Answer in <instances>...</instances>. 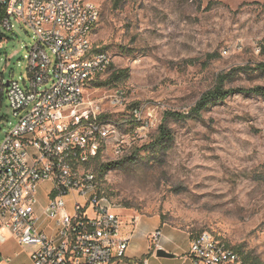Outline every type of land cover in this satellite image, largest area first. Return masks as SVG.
<instances>
[{
    "label": "rangeland",
    "instance_id": "obj_1",
    "mask_svg": "<svg viewBox=\"0 0 264 264\" xmlns=\"http://www.w3.org/2000/svg\"><path fill=\"white\" fill-rule=\"evenodd\" d=\"M92 1L101 12L93 47L113 56L103 78L125 73L86 96L101 100L124 87L131 104L154 119L147 140L121 144V151L113 143L92 162L110 205L125 216L160 215L194 234L209 231L264 264V96L238 92L193 111L220 74L228 76L225 88L264 86V0ZM11 21L13 30L0 24V147L29 109L16 116L2 89L11 80L29 82L25 54L35 42L31 27ZM105 105L109 113L124 111ZM168 111L186 117H166ZM160 125L171 134L162 143ZM112 162L120 164L100 176L98 164ZM50 188L39 184V213ZM6 234L5 256L33 264L37 246Z\"/></svg>",
    "mask_w": 264,
    "mask_h": 264
},
{
    "label": "built area",
    "instance_id": "obj_2",
    "mask_svg": "<svg viewBox=\"0 0 264 264\" xmlns=\"http://www.w3.org/2000/svg\"><path fill=\"white\" fill-rule=\"evenodd\" d=\"M12 16L34 30L35 42L25 54L29 82L11 80L2 89L16 116L29 109L0 147V245L9 231L17 243L37 246L33 264H112L126 256L130 239L120 235L122 216L100 194L91 164L113 143L121 151V144L147 140L153 116L145 118L123 87L101 100L86 96L113 65L109 51L93 48L101 16L94 1L0 0L8 30ZM105 104L124 111L109 113ZM44 181L51 182L50 201L39 213L36 192ZM190 257L194 264H244L209 231L193 237ZM13 262L0 247V264Z\"/></svg>",
    "mask_w": 264,
    "mask_h": 264
},
{
    "label": "crops",
    "instance_id": "obj_3",
    "mask_svg": "<svg viewBox=\"0 0 264 264\" xmlns=\"http://www.w3.org/2000/svg\"><path fill=\"white\" fill-rule=\"evenodd\" d=\"M120 214L123 219L120 235L129 238L130 242L126 256L112 264H194L190 257L194 232L168 224L160 215ZM157 230L161 235L154 240ZM159 249L172 256H159Z\"/></svg>",
    "mask_w": 264,
    "mask_h": 264
},
{
    "label": "trees",
    "instance_id": "obj_4",
    "mask_svg": "<svg viewBox=\"0 0 264 264\" xmlns=\"http://www.w3.org/2000/svg\"><path fill=\"white\" fill-rule=\"evenodd\" d=\"M93 48H94L95 51L103 50V49H96L95 47H93ZM112 67H113V65L110 67L109 71L112 69ZM262 67H264V64H262ZM124 73H125V71L114 70L106 80H104V78H103L104 76L98 75L96 78H94L91 81L89 87H101L103 85H108V84L114 83L116 81L121 80V78H122ZM227 78H228V76L225 73L220 74L218 76L216 86L213 89L209 90L208 92L204 93L203 96L201 97V99L197 102L196 106L193 108V111L195 113H200L202 110L206 109L210 104L218 102V101L225 100L230 95H232L234 93H238V92H241V93H254V94H258V95L264 96V86H262V85H258V86H255V87H252V88H249V89H245V88H237V89L225 88L224 84H225V81H226ZM134 105H138V103H134ZM167 116H173V117H176V118H185L186 117L185 114L177 113V112H170V111L166 112V117ZM170 137H171L170 131L164 125H160L159 126V135H158L157 141L159 143H162V142H164L166 140H169ZM119 164H120V162H112V163H109V164L108 163L107 164L100 163L97 166V171H98L100 176H104V174L108 170H111V169H113L115 167H118ZM98 180H100L99 176H98ZM99 183H100V181H99ZM100 194L107 198V196H105V194L102 192L101 186H100ZM195 235L196 234H194V236ZM217 237H219V236H217ZM219 238H221V237H219ZM229 245L232 248H234L237 252H239V254L242 257V260H243L244 264H262L260 260L254 258V257H250L249 255H242L240 250H238L237 248H235L231 244H229Z\"/></svg>",
    "mask_w": 264,
    "mask_h": 264
},
{
    "label": "water",
    "instance_id": "obj_5",
    "mask_svg": "<svg viewBox=\"0 0 264 264\" xmlns=\"http://www.w3.org/2000/svg\"><path fill=\"white\" fill-rule=\"evenodd\" d=\"M6 85H7V86L9 85V81L7 82ZM157 253H158L159 256H167V257H171V256H172L171 253L167 252V251L164 250V249H159Z\"/></svg>",
    "mask_w": 264,
    "mask_h": 264
}]
</instances>
